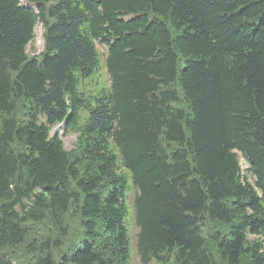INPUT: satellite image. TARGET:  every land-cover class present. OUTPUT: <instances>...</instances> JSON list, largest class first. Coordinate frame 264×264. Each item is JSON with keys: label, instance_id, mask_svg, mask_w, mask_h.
<instances>
[{"label": "trees", "instance_id": "trees-1", "mask_svg": "<svg viewBox=\"0 0 264 264\" xmlns=\"http://www.w3.org/2000/svg\"><path fill=\"white\" fill-rule=\"evenodd\" d=\"M129 184L141 264H264V0H0V264H128Z\"/></svg>", "mask_w": 264, "mask_h": 264}, {"label": "rangeland", "instance_id": "rangeland-1", "mask_svg": "<svg viewBox=\"0 0 264 264\" xmlns=\"http://www.w3.org/2000/svg\"><path fill=\"white\" fill-rule=\"evenodd\" d=\"M34 33H35L34 39L27 46V51L30 53V55H37L42 50V46H43L42 28L40 25L36 26ZM97 50L99 52L97 71L92 77L85 79L80 85V89L84 92V94L93 95L98 91H100V89L107 88V86L109 85V77L104 66V55L106 54V49L103 46H99L97 44ZM54 132L59 133L60 139L62 140L66 150L72 148V145L77 136L76 132L74 131L66 132L63 124H57L54 127H52L50 133L53 135ZM238 160L241 166V170L243 171L246 170L248 168V164L240 154H238ZM247 177H248V181L251 184H253L254 180L251 178V176L247 175ZM133 198H134V189L131 187V184H129L124 194V204L127 211V214L125 216V224L128 230V239H129L128 264H141L135 246L136 234L138 232V229L135 225L134 215H133V207H132Z\"/></svg>", "mask_w": 264, "mask_h": 264}]
</instances>
